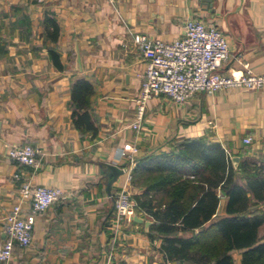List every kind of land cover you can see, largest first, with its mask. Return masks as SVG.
<instances>
[{
    "label": "crops",
    "instance_id": "obj_1",
    "mask_svg": "<svg viewBox=\"0 0 264 264\" xmlns=\"http://www.w3.org/2000/svg\"><path fill=\"white\" fill-rule=\"evenodd\" d=\"M45 15L58 25L55 44L45 36ZM187 19L224 30L230 57L223 74L244 73L247 66L264 75V0H213L210 7L200 0H0V241L21 181L63 193L35 215L30 246H15L5 264H172L160 252L161 241L149 239L145 223L151 221L142 211L141 224L132 219L113 229L101 171L106 165L123 171L111 194L125 189L141 195L143 188L130 184L133 168L118 155L131 145L138 160L202 138L220 144L230 159L264 165V86L197 93L182 105L153 97L140 129H131L145 70L133 35L171 42ZM51 47L61 69L48 56ZM80 78L95 91L89 109L94 137L81 134L71 119V86ZM23 145L40 151L36 169L6 157L8 146ZM225 203L222 197L214 219L224 216ZM22 208L27 212L28 203ZM255 208L264 210V204ZM231 255L240 264V252Z\"/></svg>",
    "mask_w": 264,
    "mask_h": 264
},
{
    "label": "trees",
    "instance_id": "obj_2",
    "mask_svg": "<svg viewBox=\"0 0 264 264\" xmlns=\"http://www.w3.org/2000/svg\"><path fill=\"white\" fill-rule=\"evenodd\" d=\"M46 38L56 43L59 28L49 15L43 18ZM54 66L61 69L59 54L48 48ZM93 85L77 79L71 86V119L81 134L96 135L89 114ZM130 184L143 188L133 196L138 212L151 221L147 235L161 241L160 252L172 264H264V165L242 160L233 167L218 143L183 140L166 152L137 160ZM226 198L224 216L214 219L220 199ZM1 242V241H0ZM14 249V248H13Z\"/></svg>",
    "mask_w": 264,
    "mask_h": 264
},
{
    "label": "built area",
    "instance_id": "obj_3",
    "mask_svg": "<svg viewBox=\"0 0 264 264\" xmlns=\"http://www.w3.org/2000/svg\"><path fill=\"white\" fill-rule=\"evenodd\" d=\"M133 43L145 62L140 89L134 99V120L130 125L138 131L144 119L146 103L153 97H166L182 105L197 93L212 94L229 88L255 90L264 86V75H253L245 66V72L223 74L221 69L230 57L226 36L212 21L187 19L182 34L171 42L151 39L135 34ZM250 144V139H243ZM138 149L131 145L119 151L130 168L137 162ZM40 151L31 146H8L6 157L18 165L36 169ZM20 180L19 176H15ZM19 202L3 219L6 239L0 242V263L12 258L13 248H27L32 242L35 215L43 213L63 198L59 189L33 186L28 181L19 183ZM113 205L112 226L118 231L122 221L138 217L136 203L125 189L110 196ZM28 203V211L22 208Z\"/></svg>",
    "mask_w": 264,
    "mask_h": 264
},
{
    "label": "water",
    "instance_id": "obj_4",
    "mask_svg": "<svg viewBox=\"0 0 264 264\" xmlns=\"http://www.w3.org/2000/svg\"><path fill=\"white\" fill-rule=\"evenodd\" d=\"M204 5L210 7L212 5L213 0H200ZM77 64L79 65V60L77 59ZM233 167H236L238 164V158L234 157L231 159ZM101 173L103 174L104 179L106 180V192L109 196H111L110 190H111V185L112 183L122 175L123 171L117 169L116 167L112 165H106L105 168L102 169ZM133 221L135 223H142V220L138 217L133 218ZM150 222H146L145 226H150Z\"/></svg>",
    "mask_w": 264,
    "mask_h": 264
},
{
    "label": "rangeland",
    "instance_id": "obj_5",
    "mask_svg": "<svg viewBox=\"0 0 264 264\" xmlns=\"http://www.w3.org/2000/svg\"><path fill=\"white\" fill-rule=\"evenodd\" d=\"M220 30L224 33V30L220 27ZM263 234H264V227H263Z\"/></svg>",
    "mask_w": 264,
    "mask_h": 264
}]
</instances>
